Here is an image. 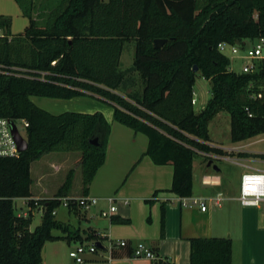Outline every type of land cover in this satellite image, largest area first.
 Here are the masks:
<instances>
[{"label":"trees","instance_id":"trees-1","mask_svg":"<svg viewBox=\"0 0 264 264\" xmlns=\"http://www.w3.org/2000/svg\"><path fill=\"white\" fill-rule=\"evenodd\" d=\"M9 27L10 18L0 16V116L28 122V147L0 158V264H41L46 241L78 236L55 219L73 172L55 196L33 199V160L48 152H80L82 195L105 161L110 123L100 111L52 114L33 104L31 95L107 100L115 121L147 137L143 154L156 165L173 166L167 191L179 197L192 193L196 155L226 154L209 144L208 124L217 113L229 114L232 142L264 133V59L256 72L237 73L217 48L220 42L244 48L245 39L264 37V0H61L45 25L29 18L16 35ZM158 38L166 42L156 48ZM130 39L132 64L121 69L123 44ZM197 75L210 85L198 112L192 103ZM95 137L96 145L89 142ZM18 198L27 199L25 216L16 213ZM38 206L41 222L31 230ZM163 224L162 205L161 229ZM86 239L99 236L91 231ZM189 247L188 264H231L229 237H192Z\"/></svg>","mask_w":264,"mask_h":264},{"label":"crops","instance_id":"crops-1","mask_svg":"<svg viewBox=\"0 0 264 264\" xmlns=\"http://www.w3.org/2000/svg\"><path fill=\"white\" fill-rule=\"evenodd\" d=\"M249 44L250 41L245 39L244 47H248ZM193 97L195 104L200 105V108L195 110L198 112L208 99L196 97L194 89ZM106 118L110 121L108 117ZM217 118H224L225 121L230 122L227 112L226 114L219 112L209 124ZM112 134L113 123L110 122L105 161L97 170L87 194L90 195L91 188L94 191V197L99 199L97 211L91 214L92 218H98V212L107 209V197H113L114 202H117L116 211L110 217H101L103 219L98 221L97 227H88L83 231L79 226L74 229L71 222L66 223L55 217L57 221L68 224L78 236L70 240L46 241L41 251V264H62L61 245L63 244L66 250L71 248L70 242H76V244L92 242L86 239L91 231L99 236V240L94 242H99L101 248L97 247L95 252L86 253L84 264H150V261L145 258L132 257L133 249L138 242H143L149 247L158 259L166 260L170 264H188L189 239L192 237H229L231 264H264V209L261 206L264 202L255 206L243 205L239 200L241 174L249 169H264V157H248L240 153L264 154V133L243 141L232 142L229 127L228 141L210 140L211 146L226 152L225 155L212 154L215 156L214 159L230 162L236 168L233 171L236 175V185L233 190H226L221 167L215 164L219 169L215 171L211 166H207V162L204 164L203 161L193 160L192 193L188 199H208L218 193H221L223 197L220 205L209 204L205 211H201L198 206H181L178 203V196L167 191L171 186L173 166L171 164L156 165L149 156L143 154L147 146V138L140 135L141 133L132 130L128 133V140L120 141V146L116 148L111 146ZM78 153L80 152H48L33 160L30 164V198L47 199L55 196L69 171L73 172L72 183L64 192L61 201L63 198L81 196L82 183L79 187L74 184V177L81 169V165L77 169L73 163V155ZM113 158L117 160L116 163L119 166L115 165L116 168L104 173L103 179L107 180V183L104 182L105 187L94 190V180ZM39 160L42 161L37 167L36 176L33 177L31 168L34 162H40ZM122 160H124L123 163H121ZM61 171H65L64 179L53 185L51 178ZM126 174L127 177H125ZM197 184H200L204 190L198 188ZM155 191L158 192L153 196ZM22 199L26 204L27 199ZM147 199H151V202H147ZM224 201L225 203L222 204ZM162 205L164 206L163 229H161ZM66 210L68 214L79 215V212L72 207H66ZM55 235H61V233ZM119 240H125L126 245H118Z\"/></svg>","mask_w":264,"mask_h":264},{"label":"rangeland","instance_id":"rangeland-1","mask_svg":"<svg viewBox=\"0 0 264 264\" xmlns=\"http://www.w3.org/2000/svg\"><path fill=\"white\" fill-rule=\"evenodd\" d=\"M61 0H0V16L9 17L10 18V27L9 30L12 35L23 33L25 28L29 24V18L35 22L38 26L45 25L49 13L54 10ZM2 33V30L0 28V34ZM10 39V37H9ZM250 44L249 46L255 44L257 42V39L249 40ZM262 51L264 52V45L262 48ZM225 54L230 57L231 59V65L230 68L239 73L241 72L242 64L244 63L243 59L238 58V54H233L229 48H227L225 51ZM134 56V41L132 39L125 41L123 44L122 52L120 55L119 60V68L124 69L132 64ZM139 85V83H138ZM209 82L201 77L200 75H197L195 78V83L193 86L195 96L206 98V100L210 97L209 92ZM29 99L33 104L36 106L52 113V114H59L64 111H74V112H82V113H92L96 111H100L104 117H108L110 121L106 120L110 123H113V134L111 137V146L116 148L117 146H120V141L122 142L124 139L128 140L127 138L128 133H131L132 129L122 125L121 123L117 122L113 118V107L112 105L107 101L99 97H95L92 95H81L69 99H63V98H51V97H45V96H39V95H31L29 96ZM194 102L193 106L195 110H198L200 108L199 103L195 104V98L193 97ZM226 114V112H224ZM230 120V119H229ZM16 124L19 128V131L22 136H26L25 129L21 127L20 121L16 120ZM229 127L230 122L228 120L225 121L224 118H217L212 123L209 124V136L210 140H218V141H228V133H229ZM143 137L147 138L144 134H140ZM53 155H56L53 153ZM80 153L73 155V163L74 167L79 169L80 168ZM45 159V158H43ZM113 160V161H112ZM194 160L196 161H203L204 164L209 160L203 157V155H196ZM214 161V164L221 167L223 171V179L226 190H233L235 189L236 185V178L235 173L233 172L235 166L231 164L230 162H224L219 159H212ZM40 162H34L32 168H31V174L33 177L36 176L38 171V165L41 163L42 160H39ZM117 160L115 161V158L111 159V162H109V165H107L97 176V178L93 182V188L94 190L101 189V187L104 186V182L107 183V180L104 181V173L109 172L112 170L115 165H117ZM124 160L121 161L123 163ZM115 167V168H116ZM100 168V167H99ZM109 169V170H108ZM65 171H61L59 174L54 176L52 179V184L55 185L57 182H60L64 179ZM103 175V176H101ZM106 175V174H105ZM127 177V174L126 176ZM124 176L122 177V179ZM121 179V180H122ZM240 181V179H239ZM74 184L76 187H79L81 184V169L78 170L74 177ZM198 188L203 189V187L200 184H197ZM90 186V185H89ZM105 187V186H104ZM204 190V189H203ZM79 191V190H78ZM94 191L90 188V196H94ZM114 196V195H112ZM116 203L114 202V205L116 207ZM222 202V204H224ZM98 204V202H97ZM97 204L94 206H91L89 209H82L77 206H72L73 209H75L76 212H79L77 216H74L73 214H68L66 207L63 205L61 201V205L57 208V215L55 216L58 220L63 222H71L73 224L74 229L77 228V226L80 227V230L83 231L84 229H88V227H97L96 225L99 224L98 221H101L100 211L98 212V218H92L91 214L97 211ZM15 205H16V213L19 215H23L28 211V206L24 204V200L22 198L15 199ZM262 209H264V204H261ZM40 207V206H39ZM108 207V206H107ZM78 210V211H77ZM106 210V209H104ZM41 214H42V208L40 209H34L33 210V218L32 223L30 225L31 230L35 228L38 224L41 222ZM79 216V217H78ZM55 234L60 233L59 231H53ZM65 245L67 246V241H65ZM63 245V244H62ZM61 245V255H62V264H73V260L67 256V253L70 249L76 247L78 244L76 242H70V249H66Z\"/></svg>","mask_w":264,"mask_h":264},{"label":"built area","instance_id":"built-area-1","mask_svg":"<svg viewBox=\"0 0 264 264\" xmlns=\"http://www.w3.org/2000/svg\"><path fill=\"white\" fill-rule=\"evenodd\" d=\"M264 45V37L257 39V42L251 46L241 48L238 45H230L226 42H220L217 48L220 52L225 54L227 48L233 54H238L237 57L244 60L241 67L242 73H254L258 70V61L264 59V52L262 51ZM226 55V54H225ZM194 99L192 98V103ZM16 120L20 121L22 128L26 129L28 122L25 119H11L8 117L0 116V158L1 157H15L19 153L16 140L12 134L11 123H13L21 135ZM22 136V135H21ZM24 137V136H22ZM25 138V137H24ZM26 139V138H25ZM211 158H215L212 154H207ZM98 198L90 195H81L76 198H63L62 203L68 207L70 204L75 205L84 210L89 209L98 202ZM223 197L221 193L216 194L208 199H197L188 197H179L178 203L181 206H198L201 211H205L209 204L220 205ZM239 200L243 205H259L264 202V169H249L244 171L240 176L239 184ZM108 207L106 210L100 211L101 217H110L115 211L114 198L107 197ZM126 202V201H125ZM120 246L126 245L125 240L117 241ZM97 249L94 241L89 243H80L76 247L68 251L69 257L73 260V264H84L85 254L93 253ZM133 258H145L150 261V264H156L158 257L156 254L147 247L143 242H138L132 253Z\"/></svg>","mask_w":264,"mask_h":264},{"label":"water","instance_id":"water-1","mask_svg":"<svg viewBox=\"0 0 264 264\" xmlns=\"http://www.w3.org/2000/svg\"><path fill=\"white\" fill-rule=\"evenodd\" d=\"M165 42H166V39H160V38L155 39V40H154V46H155L156 48H159V47H161ZM193 69H194V71H196V70H197V67L194 66ZM11 127H12V134H13L15 140H16L18 150H19L20 152L25 151V150L27 149V147H28L27 140L19 134L18 130L16 129V127H15V125H14L13 123H11ZM89 142H90L91 144L96 145V144H97V138H96V137H95V138H92V139H90ZM207 166H211L215 171H218V170H219L218 167H217L215 164H213L212 159H209V160L207 161ZM96 246H97L98 248H101V244H100L99 242H96Z\"/></svg>","mask_w":264,"mask_h":264}]
</instances>
